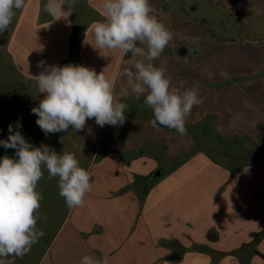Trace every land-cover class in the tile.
Here are the masks:
<instances>
[{"label":"crops","instance_id":"0c3cea01","mask_svg":"<svg viewBox=\"0 0 264 264\" xmlns=\"http://www.w3.org/2000/svg\"><path fill=\"white\" fill-rule=\"evenodd\" d=\"M200 2L223 11L230 20L260 29L264 24V0H150L151 14L174 33L152 63L165 69L171 87L181 93L198 86L202 102L192 108L186 124L214 119L219 134L235 143L234 156L252 154L253 147L259 152L249 163L240 158L236 166L214 163L194 153L188 134L153 126L151 120L128 118L123 125L100 128L91 119L84 131L70 128L45 136L31 112L44 95L31 78L42 71L38 62L83 65L97 74L109 65L106 75L114 83L118 102L137 104L144 97L136 98L122 74L132 59L143 57L95 48L91 25L103 19L101 0H77L68 21L46 13L47 0H26V7L16 11L8 30L0 34V140L7 139L9 124L15 127L19 120L26 140L75 154L91 174L92 190L83 206L70 210L38 264H78L87 254L107 256L110 264H242L239 249L252 244L256 248L246 262L264 264V45L247 41L205 48L206 31L189 18L200 13ZM197 47L202 52H194ZM232 56L243 62L235 58V66ZM157 145L173 158L189 153L192 158L170 170L142 197L141 183L156 170L152 159ZM0 155L14 157L15 152L0 146ZM43 173L37 185L56 187L58 178L49 180L46 168ZM170 192L179 201L182 192L183 205L190 200L194 207L211 204L212 220L190 216L181 208L172 210ZM175 241L186 246H178L180 258L172 260ZM192 245L198 246L197 254H188Z\"/></svg>","mask_w":264,"mask_h":264},{"label":"clouds","instance_id":"9594fccd","mask_svg":"<svg viewBox=\"0 0 264 264\" xmlns=\"http://www.w3.org/2000/svg\"><path fill=\"white\" fill-rule=\"evenodd\" d=\"M77 0H47L43 10L55 20L68 18L74 13ZM26 7V0H0V34L5 33L17 10ZM102 20L94 21L91 29L95 48L99 51H118L122 56L143 57L132 59L123 70L127 85L154 115L151 121L187 134L186 118L192 108L202 101L196 87L180 92L171 87L165 69L155 66L173 39L174 33L152 15L150 0H101ZM42 69L35 81L39 93L44 94L37 107L31 109L35 123L45 136L84 131L87 121L96 125L120 126L127 119L125 103L114 96V83L106 75L109 65L99 74L94 69L77 64L63 66L38 62ZM19 120L8 126V137L0 146L13 149L14 157L0 158V264H15V259L27 255L45 233L36 227L42 193L37 184L47 169L48 179L58 178L59 195L68 209L81 207L85 195L92 190L91 174L79 165L75 154L41 143L35 146L22 135ZM88 134H92L88 128ZM78 264H110L107 256H82Z\"/></svg>","mask_w":264,"mask_h":264},{"label":"rangeland","instance_id":"374dc122","mask_svg":"<svg viewBox=\"0 0 264 264\" xmlns=\"http://www.w3.org/2000/svg\"><path fill=\"white\" fill-rule=\"evenodd\" d=\"M200 13H192L189 17L191 22H195L194 24L196 26L202 27L206 31L205 36L203 37V46L207 49H209L213 44H222L227 46H233L240 42H254L256 41L257 44H263L264 45V24L260 25L262 29L259 27L256 28L253 23L250 25H245L242 21L236 20L233 17H231V20L225 14L223 11L218 10L214 6L210 5L207 2H200V5L198 6ZM199 16V17H197ZM192 17V18H191ZM193 20V21H192ZM245 25V26H244ZM253 40H250L252 39ZM255 43V42H254ZM196 50H200L199 47L194 49V52ZM193 51V49H191ZM201 51V50H200ZM202 52V51H201ZM193 54V53H191ZM235 58L239 59V56L235 57L232 56V59L234 60L233 63L235 66H238V62ZM243 62L242 59H239ZM125 103L128 107L125 109V115L127 119L131 118L136 121H140L143 123L144 120H153L154 115L152 110L147 107L144 104V97H141L139 99V102L137 104L128 103L126 101L122 102ZM139 122V123H140ZM187 129V134L191 137L192 142L194 144V153L195 152H201L205 154L208 160L216 163V161H219L221 163L230 165V166H236L235 160L241 159L243 162H251L252 160H255L259 157L258 151L255 150V147L252 148V154H244L239 156H234L233 153L237 152V148L235 149V143H232L228 140H225L218 132V129L216 128L214 119L208 118L205 119L203 122H200L199 124H185ZM165 130H171L176 131L175 129H169L167 127H163ZM177 132V131H176ZM232 150V152H231ZM189 154L181 155L180 157L173 158L170 156V154L167 153L166 148L163 146L157 145L156 147V158L152 159L154 160V163L156 164V170L151 174L148 181L145 183H141L140 191L142 193V197L144 196V193L147 192L150 187H155V184L160 182L167 174L170 173V170L175 167H179L181 164L186 162V160L190 157ZM0 158L2 156L0 155ZM192 157H190L191 159ZM216 160V161H215ZM244 164V163H243ZM204 166L203 168H205ZM212 169V168H211ZM157 171H160L162 178H153L154 173ZM204 175H207V172L203 173ZM153 178V179H152ZM205 178V177H204ZM208 178H210L208 173ZM47 186V185H46ZM178 189H181L178 188ZM38 192L42 193L43 199L40 201V209H39V219L37 220L36 227L40 230H42L45 235L39 239V241L34 244L31 248V251L25 255L22 259L20 258H14L9 257V259H15V264H38L41 260L43 251H45L48 246L50 245L52 239L55 236L56 231L64 224L65 218L70 212V209L65 204L64 198L59 195V189H58V181L56 182V187H50L49 185L47 187L39 186L37 185ZM177 192V189L174 190V193ZM180 194V193H178ZM168 199V205L172 210H175L179 212V209L181 208L180 212H185L187 214L194 215V217L198 216H205V218L211 219L212 212V205L207 206V202L199 204L198 207L193 206L194 200H190L189 204L186 203V205L182 204L184 203V198H182V192H181V201L179 196H176L175 194L169 193ZM171 203L173 205H171ZM174 206V209H173ZM79 209V208H78ZM72 214V212H71ZM222 222H226V220L221 219ZM206 224H209L207 220H205ZM264 233V230H263ZM175 241V247H174V254L180 255L181 249L178 246H186L184 244H178ZM206 252L211 253L210 247L207 245L204 246ZM242 247L239 249L238 254L242 257L243 263L242 264H249L246 262L248 258H250V255L256 246L252 244V246L246 248ZM199 250L198 246L192 245L190 246L188 250V254L192 255V253L197 254V251ZM184 254V252H183ZM229 255V254H228ZM185 256V255H184ZM263 258V257H262ZM264 259V258H263Z\"/></svg>","mask_w":264,"mask_h":264},{"label":"water","instance_id":"95a60500","mask_svg":"<svg viewBox=\"0 0 264 264\" xmlns=\"http://www.w3.org/2000/svg\"><path fill=\"white\" fill-rule=\"evenodd\" d=\"M160 176H161L160 171H157L156 173H154L153 178H157V177H160ZM179 258H180V256L176 254V255H174L172 257V260H176V259H179Z\"/></svg>","mask_w":264,"mask_h":264},{"label":"trees","instance_id":"16d2710c","mask_svg":"<svg viewBox=\"0 0 264 264\" xmlns=\"http://www.w3.org/2000/svg\"><path fill=\"white\" fill-rule=\"evenodd\" d=\"M263 258H264V256H263Z\"/></svg>","mask_w":264,"mask_h":264}]
</instances>
